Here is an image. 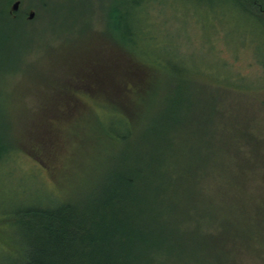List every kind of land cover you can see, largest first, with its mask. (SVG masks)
I'll return each instance as SVG.
<instances>
[{"label":"rangeland","instance_id":"1","mask_svg":"<svg viewBox=\"0 0 264 264\" xmlns=\"http://www.w3.org/2000/svg\"><path fill=\"white\" fill-rule=\"evenodd\" d=\"M16 1L0 0L2 53L14 59L11 64L17 68L0 71V159L9 161L0 167V210L14 213L31 203L56 202L51 193L63 199L95 187L114 150L93 129L90 114H106L105 120L122 116L109 102L87 95L80 85L91 77L92 64L105 66L112 60L110 67L118 74L127 67L141 69L146 62L155 65L156 75L170 91L167 100V91L146 102L132 96L141 113L133 123L139 144L152 141L145 131L158 123L159 113H176L177 99H173L180 93L177 83L182 78L192 75L186 89L193 91L191 113L204 112L198 100L215 107L209 125L168 123L163 132L169 140L167 157L175 155V171L186 173L185 183L200 219L197 226L200 232L211 228V214L217 208L214 200L218 196L225 203L229 195L223 187L212 189L213 162L240 158L237 140L247 131L264 149V12L252 15L237 0H19L18 10L10 14ZM5 10L12 18L5 17ZM30 12L35 13L33 19ZM137 27L142 33L136 35ZM74 91L79 98L72 106L74 119L64 120L57 101L61 95L71 98ZM46 109L63 119L55 123L57 144L53 137L52 151L44 157L38 154V146L27 150L24 144L39 140L42 131L35 121ZM13 144L19 150L6 155ZM232 169V176L240 174L244 180L245 173ZM244 189L239 201L227 208L244 205ZM202 212L208 213L205 220ZM178 242L176 264H212L209 239L196 235ZM227 249L237 264H264L243 238H234ZM5 256L0 251V260Z\"/></svg>","mask_w":264,"mask_h":264},{"label":"trees","instance_id":"2","mask_svg":"<svg viewBox=\"0 0 264 264\" xmlns=\"http://www.w3.org/2000/svg\"><path fill=\"white\" fill-rule=\"evenodd\" d=\"M237 2L252 15L264 12V0ZM6 16L12 18L5 10ZM140 33L142 28L137 27L134 34ZM2 38L0 32V40ZM2 49L0 44V71H14L17 68L11 62L15 60L5 56ZM105 64L109 66L106 69V65L92 64L88 70L91 77L80 85L87 95L93 94L94 98L109 102L122 116L105 120L106 114H90L94 118L90 121L93 129L104 136L106 147L114 150L104 175L87 194L76 193L74 196L70 193L57 199L51 193L56 202L31 203L14 213L0 210V251L6 254L0 264H176L174 255L179 248L178 239L196 235L209 239L212 264H237L227 249L228 245L232 247L234 238L245 239L264 259V149L255 142L254 135L247 131L248 134L237 140L241 143L237 150L239 157H246L245 160L235 156L226 162H213L212 189L223 187L229 195L225 203L217 196L214 200L216 213L211 214L212 227L200 232L197 226L200 219L193 207L196 204L190 198L188 182L185 183L186 173L181 171L179 174L183 172L184 175H178L174 169L178 163L176 156L167 157L169 140L163 132L164 126L170 125L168 123L180 126L195 121L209 125L215 107L203 106L202 100H198L204 112L191 113L194 105L190 94L193 91L189 93L186 89L189 82L192 83L189 80L192 75L182 78L181 83H177V92L180 93L173 99H177L176 113L168 116L159 113L158 123L145 131L152 141L141 145L134 140L133 123L141 119V113L132 96L139 102H146L167 91V100L170 89L156 75L158 70L153 64L144 62L141 69L127 67L118 74L110 67L112 60ZM75 92L71 98L61 95L66 99L57 101L56 108L63 109V118H67L64 120L74 119L72 106H76L79 100ZM185 92L189 93L188 96ZM51 105L54 108L53 102ZM42 111L39 118L37 115V125L34 123L42 131L39 140L33 144L26 142L24 146L27 148L24 149L38 146V154L45 157L54 146L53 137L57 144L55 123H61L59 120L63 118H57L61 114L52 110ZM164 120L168 122L163 124ZM235 144L237 147V142ZM16 149L19 150L13 144L6 150V155L11 152L15 155ZM144 149L147 152H140ZM8 162L2 156L0 167L7 166ZM93 164L88 165V173ZM233 167L245 173L244 180L240 174L232 176ZM242 189L245 190L244 205L227 208L226 205L239 201ZM0 195L3 197L1 192ZM207 216L208 213L202 212L204 220Z\"/></svg>","mask_w":264,"mask_h":264},{"label":"water","instance_id":"3","mask_svg":"<svg viewBox=\"0 0 264 264\" xmlns=\"http://www.w3.org/2000/svg\"><path fill=\"white\" fill-rule=\"evenodd\" d=\"M19 5H20V1L18 0V1H16L15 3H13V5L11 6L10 11H11L12 13H13V12H16V11L18 10V8H19ZM34 16H35V13H34V12H31V13L29 14V19H33Z\"/></svg>","mask_w":264,"mask_h":264},{"label":"flooded vegetation","instance_id":"4","mask_svg":"<svg viewBox=\"0 0 264 264\" xmlns=\"http://www.w3.org/2000/svg\"><path fill=\"white\" fill-rule=\"evenodd\" d=\"M30 14V13H29Z\"/></svg>","mask_w":264,"mask_h":264}]
</instances>
